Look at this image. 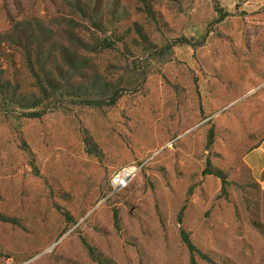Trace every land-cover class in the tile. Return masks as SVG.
Masks as SVG:
<instances>
[{"label":"rangeland","instance_id":"rangeland-1","mask_svg":"<svg viewBox=\"0 0 264 264\" xmlns=\"http://www.w3.org/2000/svg\"><path fill=\"white\" fill-rule=\"evenodd\" d=\"M78 1L0 0V67L24 94L36 58L63 67L61 46L88 38ZM219 1L222 21L214 0H148L154 15L116 0L118 51H81L93 67L78 79L117 86L122 68L147 67L113 107L0 108V264H264V0ZM183 36L196 46L152 59Z\"/></svg>","mask_w":264,"mask_h":264},{"label":"trees","instance_id":"trees-1","mask_svg":"<svg viewBox=\"0 0 264 264\" xmlns=\"http://www.w3.org/2000/svg\"><path fill=\"white\" fill-rule=\"evenodd\" d=\"M100 0H79L78 11L81 17L88 23V38L76 41V47L80 51L72 53L67 47L61 46V57L63 67L57 66L55 70L47 71L46 65L41 66L40 58H36L38 71L33 70L35 93L24 94L17 86L12 84L3 75L0 67V108L16 111L20 109L22 114L29 118H41L55 110L68 111L71 107L85 106L90 108L103 109L113 107L125 92H139L145 84L147 77V67L142 71L140 67L136 69L122 68L123 76L116 85L105 84L104 88L98 87L94 82L87 84L78 80L84 70L92 68V60L84 56L85 54L114 53L118 51L116 40V24L126 16L117 7L116 0H107L99 3ZM145 6L144 11L149 15H154L152 5L148 0H140ZM215 9L219 15V21L227 16L220 6L219 0H214ZM98 4L100 8H98ZM20 24H16L14 32L20 33ZM13 37H8V41H13ZM205 36L200 42L204 45ZM150 45V44H149ZM181 45L196 46L187 37H177L166 42L161 47H155L153 60L159 62L171 61L174 48ZM92 65V66H91ZM129 79V80H128ZM213 131L209 132L208 146L213 143ZM88 139H86L87 142ZM208 162L204 174H215L224 185L227 179L222 172H213ZM181 224V222H180ZM183 241L190 247L191 242L185 234L183 228Z\"/></svg>","mask_w":264,"mask_h":264},{"label":"built area","instance_id":"built-area-1","mask_svg":"<svg viewBox=\"0 0 264 264\" xmlns=\"http://www.w3.org/2000/svg\"><path fill=\"white\" fill-rule=\"evenodd\" d=\"M138 172L136 165H128L120 168L112 177V185L115 190L127 188Z\"/></svg>","mask_w":264,"mask_h":264},{"label":"crops","instance_id":"crops-1","mask_svg":"<svg viewBox=\"0 0 264 264\" xmlns=\"http://www.w3.org/2000/svg\"><path fill=\"white\" fill-rule=\"evenodd\" d=\"M262 149H263V145L258 148V152L261 151ZM250 165L252 167L256 168V164H255V161H254L253 157L250 159Z\"/></svg>","mask_w":264,"mask_h":264}]
</instances>
